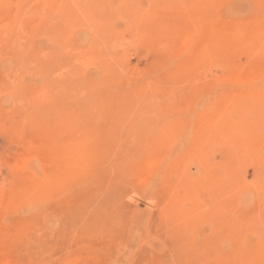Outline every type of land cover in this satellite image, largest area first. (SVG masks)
<instances>
[{
	"label": "rangeland",
	"instance_id": "1",
	"mask_svg": "<svg viewBox=\"0 0 264 264\" xmlns=\"http://www.w3.org/2000/svg\"><path fill=\"white\" fill-rule=\"evenodd\" d=\"M263 150L264 0H0V264H264Z\"/></svg>",
	"mask_w": 264,
	"mask_h": 264
},
{
	"label": "bare ground",
	"instance_id": "2",
	"mask_svg": "<svg viewBox=\"0 0 264 264\" xmlns=\"http://www.w3.org/2000/svg\"><path fill=\"white\" fill-rule=\"evenodd\" d=\"M59 7V6H58ZM102 8V7H101ZM115 9V8H114ZM128 10V8H127ZM110 11V10H109ZM113 11H116L117 14H120V13H123L124 14V18H127L128 19V11H126L125 9L124 10H113ZM94 12V11H93ZM111 13V12H110ZM109 13V14H110ZM115 13V14H116ZM113 15V16H117V15ZM111 16V14H110ZM45 25V23H44ZM39 29V28H38ZM88 37V35H87ZM89 40V39H88ZM74 59V58H73ZM76 64V62H74ZM73 63V64H74ZM45 64V63H44ZM44 68V67H43ZM22 71V70H21ZM35 79V78H34ZM39 79V78H38ZM44 81V80H43ZM34 82V81H33ZM23 105V104H21ZM253 105V104H252ZM243 114V112H242ZM236 117V116H235ZM252 119V118H251ZM250 120V119H249ZM248 135V134H247ZM176 142V141H175ZM178 144H180V141L177 142ZM177 143H175V148L176 149L177 147ZM149 143H138V144H134L136 147H131L132 149V153L135 152V154H131V156H129L128 158V141L126 142H123V144L119 145V144H114V143H110V142H96V143H92V144H88V143H80L79 146H78V149H77V157H78V163L75 167V169L78 170V174L79 175H84V176H94L95 178H105V183L106 185H108V181L113 178V174H116V171L117 170H122V169H126L128 168V161H131V162H134L138 153L139 152H142L144 153L145 148L146 147H150V145H148ZM177 144V145H176ZM181 146H183L182 144H180ZM179 145V147H181ZM170 146V144H169ZM130 147V146H129ZM178 147V148H179ZM171 148V147H170ZM169 148V149H170ZM172 149V148H171ZM172 149L171 151L173 152ZM184 150L183 152L186 153L185 149L182 147L177 150H179L178 152L182 153L181 151ZM176 150V151H177ZM264 151V150H263ZM175 152V151H174ZM141 154V153H140ZM177 154V153H176ZM183 154V153H182ZM178 155V154H177ZM175 155H173L174 157ZM250 156V155H249ZM149 157H150V154H147L144 158V161H142V165L144 166H149V165H152V163L150 162L149 160ZM171 155L170 157H167L169 158L170 160L168 161V159H164V160H167L168 161V165L170 164L169 162H172L173 160L171 159ZM176 158V157H174ZM180 158L184 159V157H181L180 155ZM166 161V162H167ZM183 161V160H181ZM146 163V164H143ZM165 162V164H167ZM167 165V166H168ZM164 166V165H163ZM160 170V169H159ZM165 170V169H164ZM173 170V169H172ZM178 170V169H177ZM158 170L155 169V172H154V176L156 175L157 178L159 179L160 177V171L157 172ZM163 176V175H162ZM156 178V177H155ZM158 179H154L155 181H157ZM161 179V177H160ZM159 179V180H160ZM158 180V182H159ZM111 182V181H110ZM161 182V181H160ZM157 184V183H156ZM108 187V186H107ZM109 190V189H108ZM140 205V204H139ZM142 206V205H141ZM140 207V206H139ZM145 208V207H144ZM139 213V212H138ZM139 217V216H138ZM181 217V216H180ZM143 218V217H142ZM141 219V218H140ZM139 219V220H140ZM58 227V226H57ZM137 232V231H136ZM140 234V233H139ZM204 239V238H202ZM202 241V240H201ZM137 243V242H136ZM164 244V243H162ZM202 244H203V241H202ZM161 245V244H160ZM159 245V246H160ZM165 246V245H164ZM203 261V260H202ZM201 262V261H200ZM204 262V261H203ZM205 264V263H203Z\"/></svg>",
	"mask_w": 264,
	"mask_h": 264
}]
</instances>
